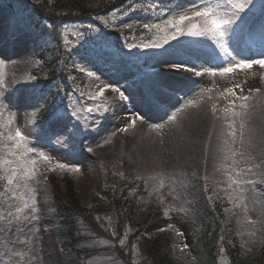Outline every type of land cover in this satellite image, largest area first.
Instances as JSON below:
<instances>
[{"label": "rangeland", "instance_id": "obj_1", "mask_svg": "<svg viewBox=\"0 0 264 264\" xmlns=\"http://www.w3.org/2000/svg\"><path fill=\"white\" fill-rule=\"evenodd\" d=\"M215 2L216 0H213V3ZM205 3L206 0H177L168 9L162 8L160 10L156 9L158 8L156 4H151L149 5L151 13L147 12L146 14L139 12V5H133L131 10L121 17L114 19L115 15H112L107 21V25L105 24L101 28L98 27L101 23L99 16L95 17V22L87 23V20H80L75 24L67 22L68 25H63L59 31L61 33L59 36L60 44L63 47L61 52H65L71 46L76 47L94 41L100 42L99 35L110 39L109 42L105 40V42L100 43L103 50L96 57L77 60L74 64L75 70L71 68L69 60H59L61 52L57 44L58 41L53 42L52 38L50 39L53 48L49 49L52 53L49 57L54 61L51 66L60 78L58 83L62 89H67L71 83L69 90L63 97V107H71L70 110L72 111L80 105L92 106L100 101H106L111 107L107 112H93L91 115L85 112L82 115L86 116L87 119L79 123L74 118L69 117L61 125L54 126L55 132L59 135H54L53 131L48 129L52 134L48 143L42 136V127L39 122L41 108L32 111L31 106L22 101L24 97L35 94L36 101L39 103L37 96L41 84L36 74L38 73L43 79H50L49 77L52 75L49 74V69L44 67L43 61L35 50L34 41L36 35L40 34V30L35 27L26 29L25 23L30 21L27 18L19 17L18 30L20 32L25 30L21 36L24 41L23 50L18 63L13 62L16 61L15 58H17L16 55H18L19 50H14V54L12 52L14 59L13 56L8 57L9 53L0 55V81H2L0 94H4L5 103L16 98H20L21 102L17 103L15 107L9 104L8 110L0 109V111H4L0 125L5 124L14 113L15 121L9 128L14 131L16 127H20L21 131L29 136L31 143L51 158L49 163L42 160L38 162L37 182L32 184V187L36 189L39 211V221L35 222L36 235L32 236L31 233H28L27 236L19 235V239L22 241H32L28 245L36 253L32 259V264H82L83 260L70 248L69 241L61 237L63 234L61 220L65 215L63 212H59L58 205L60 203L55 198L56 191L54 188L60 184L62 190L65 191V183L74 186L75 195L81 204L80 208L82 210L85 208L84 211L87 212L92 209V213L89 212L88 214L92 215L97 225L104 224V228H108L110 235L114 231V217H112L114 214L110 209L107 210L106 206L120 198L122 194L133 195L140 183L144 187L143 193L146 196L143 198L140 195L135 200H138L140 204L143 203V209H147L148 213L162 212L161 218L153 219L147 223L146 227L143 228L144 232H137L136 235V232L132 234L135 230L133 227L135 224L129 221L132 208L126 209L122 222L124 226L122 234L124 238L122 239L126 237L124 245H121L118 240L115 241L113 236H111L112 239H108L97 234L89 225L86 227L81 220H78V225L83 229V233H86L85 236L91 237V240L85 241L81 245L89 242L91 248L95 245L99 247L95 249L98 253L86 261L88 264H124V262L127 264H154L142 250L139 236L142 235L146 240L152 241L153 238L164 232L173 235L180 264H212L201 242V223L202 217H207L211 205L217 199L222 204L224 211L221 230L222 236L224 234L227 240L226 243L230 246L240 244L241 254L243 257L247 254L248 262L251 264L261 263V250L264 246V215H262L261 205L251 202L252 194H249L250 199L247 202L237 201L233 191L235 186L229 187L228 173L231 170L228 168L218 170L221 161L211 159L206 148V141L211 136L214 144L218 137L226 138L231 143L228 133L232 129L229 128V124L234 119L235 130L237 131L234 149L237 152H244L245 156L251 154L255 157V160L250 163H260L261 160H264V78L255 77L257 71L261 70L264 74V69L258 65H253L251 69H237L226 76L210 75L209 80L196 90L191 99L197 100L198 103L177 114L178 122L183 126L191 120V117L188 118L190 112H194L195 115L199 112L201 109L199 105H203L205 110L202 114L204 116L203 122L197 118V115L195 116L202 136L198 141L199 146L196 147L193 157L184 156L185 159L180 155L182 142H178L179 144L176 145L179 147H174L176 151L172 148L167 150L165 155H160L159 145L160 147L162 145L159 143H163L165 137L172 135L174 129H181L182 126L177 127L175 124L167 122L164 125L173 129L160 138L157 133L160 128L152 127L158 122L152 120L150 117L152 114H146V103L134 91L136 84L150 86L154 77L172 70V67L166 66L172 61L176 62L179 61L177 59L185 58L197 60V55L191 51V48L193 49L197 44L205 48H213L218 52V56L223 59L222 61L218 58L219 64L226 63L224 55L217 46L211 40L203 37L179 36L163 48L143 47V44L163 38V33L158 32L157 29L144 28L145 23L160 24L172 15L183 13L193 8L194 5L204 6ZM262 5H264V0H252L250 9L242 14L244 21L237 22L235 33L227 38L229 50H235L232 55H236L237 52L240 53L237 59L255 55V53L264 50V46L257 45L255 53L251 54L247 46L245 47L244 39H242L246 26L251 24ZM21 9L19 6L18 10ZM155 9L158 10L156 14L153 12ZM0 12L8 14L4 6H0ZM134 12L136 14L132 15ZM188 14L190 15V13ZM6 17L5 22L9 24L10 18ZM89 23H97L90 30V34H88L89 30H85L90 25ZM187 23L185 21V24ZM192 23H199V21L194 19ZM126 25H131V27H126ZM112 31L119 34L125 33V37L132 44H122L124 49H120V45L114 46L116 37ZM77 33L82 35L78 38ZM258 35L264 36V30H261ZM140 38L142 39L138 40ZM65 39L68 41L67 44H65ZM129 45H136L137 47H129ZM18 46L20 45H16L17 49ZM6 48L9 51V45L5 39L1 49L5 52ZM168 56L169 60H166ZM88 72H92L94 76L89 77ZM32 76H35L36 79H30ZM237 84L243 88V94L249 96L247 101L249 104L248 115L244 118H232L225 113L230 98L225 90L233 89L239 95L240 88L235 87ZM106 85H110V87H106ZM115 87L124 89L127 92L124 94L128 96V99L121 101L119 93L113 91ZM256 88L261 91L257 93ZM101 89H103V96H98L96 101L88 99L89 95H95ZM168 89L172 90V87H168ZM249 89H252L251 93H249ZM81 93H85V95L82 96ZM150 103L152 102L150 101ZM213 106L216 108L215 113L212 112ZM68 112L70 113V111ZM136 114L144 118L143 122L137 119L135 127L146 129L143 138L147 141L144 143L147 149L143 147L144 145L139 144V137L130 131L132 128H129L127 132L119 131V129L126 127ZM212 114H216L218 119L214 125L210 122L208 124L209 120L207 119ZM242 119L245 123L243 147L240 144L239 127ZM204 122L205 127L202 126ZM253 123L263 132L261 138L260 136L254 138L251 135L252 126L255 129ZM74 125L76 127H73ZM9 128L0 127V130L7 133ZM205 131L206 138L204 139ZM73 133L76 135L73 136ZM169 138L172 139V137ZM153 139L155 143H158L156 147L154 144L148 143V141L153 143ZM88 147H92L93 151L88 152ZM146 150L147 158L141 155ZM154 157H160L156 165ZM235 159L240 163L234 167L246 166L239 155ZM185 160H187L186 164L184 163ZM57 163L67 164L69 167L60 169L56 167ZM225 163H231V161ZM72 168H79L80 171H73ZM161 183H163V188L157 191L156 189ZM2 190L3 185L0 184V191ZM260 190L261 187L258 186V191ZM20 195L27 196V192H22ZM66 201L68 200L62 201V203L64 204ZM100 201L103 203L102 206L106 208L102 209L103 213L101 214L96 210L97 206L100 207L101 205ZM28 202L31 203L30 200ZM22 203V199L12 201L8 195H4L2 202H0V214H5L9 210V206L14 211L15 207L22 206ZM244 203L248 204L247 213L242 207ZM245 215L255 223H245ZM2 223L0 222V225ZM159 229L164 230L160 231ZM12 231L15 232V229ZM25 231L27 232V229ZM178 233H183V235ZM249 233H254V235H249ZM130 235L133 238L129 239ZM10 236L11 233L0 232V264H16V258L11 255V251L26 250L23 245H17V248H13L11 243H8L6 248L5 244ZM104 241L108 243H104ZM185 244L188 245L187 248H184ZM220 246L221 250L217 254L219 258L215 264H231L222 249V237ZM118 251L124 252V256H119ZM29 255L32 254L29 253ZM252 257L259 259V262ZM24 260L25 258H20V264H24Z\"/></svg>", "mask_w": 264, "mask_h": 264}, {"label": "snow or ice", "instance_id": "obj_2", "mask_svg": "<svg viewBox=\"0 0 264 264\" xmlns=\"http://www.w3.org/2000/svg\"><path fill=\"white\" fill-rule=\"evenodd\" d=\"M252 5V0H206L204 6L194 5L193 8L186 10L183 13H177L172 15L169 19L162 21L160 24H148L143 25L147 29H157L158 32L163 33V38L143 44V47L150 48H163L168 45L171 40H176L179 36H189V37H203L211 40L220 52L224 55L226 61L225 64L215 65L214 67L204 66L197 68L195 65L188 67L183 63L171 65V67L176 68H186L190 73L195 76L200 77L205 73L212 76L219 74L220 76H226L229 73L235 72L237 69L245 70L251 69L253 65H258L261 69H264V50L255 53V55H249L241 57L240 53L237 52L236 55H232L235 51L229 50L227 45V38L235 33V28L237 22L244 21V15L246 10L250 9ZM190 13V15L188 14ZM194 19H197L199 23H192ZM185 21L188 23L185 24ZM107 25V21H105ZM52 27V25H48ZM126 27H131V25H126ZM89 29H92V25H88ZM82 34L77 33V36ZM68 41L65 39V44ZM129 47H137L136 45H129ZM259 57V58H256ZM89 77H93L92 72H88ZM30 79L35 80V76L30 77ZM2 83V81H0ZM110 87V85H106ZM240 88V94L237 95L233 89H226L225 92L229 94L228 107L225 109L226 115L235 117H247L249 104V96L244 95L243 88L239 84L235 86ZM113 91L119 93V99L121 101L127 100L128 96L124 94L118 87L113 88ZM203 91V90H202ZM252 89H249L251 93ZM255 91L258 93L261 90L256 88ZM85 95V93H81ZM223 95V93H222ZM98 96H103V89L95 95H89L88 99L96 101ZM4 94H0V109L8 110L9 104L15 107L17 103L21 102L20 98L9 100L8 103L4 102ZM177 100L179 106L175 107V110H169L167 112V121L175 124L177 127L182 125L178 122V113L182 112L189 106H195L198 102L197 100L189 98L188 94L184 97H180L177 94ZM23 103L30 105L31 110L35 111L37 108L43 107V101L37 103L35 94L23 98ZM110 105L106 101H100L94 103L92 106L80 105L78 108H74L70 113L67 111V106L65 110H61L59 105L52 108L49 121L48 129L53 131L54 126L61 125L69 117L74 118L78 123L82 120H86L87 117L82 115L83 113H88L91 115L93 112H107L110 110ZM239 109V111H237ZM216 108L213 106L212 112L215 113ZM4 116V111H0V119ZM139 119L143 122V117L136 114L134 118L130 120L128 125L124 128L119 129V131L127 132L129 128H133L136 125V121ZM15 121V114L13 113L7 122L0 125L2 128H9ZM43 125H41L42 127ZM73 127H76L75 125ZM153 128L162 129L165 127L164 124H154ZM240 144L241 147L244 146V131L245 123L243 119L240 123ZM229 128L232 129L228 133V137L231 139V143L226 138L218 137L217 142L214 144L212 137L209 136L206 141V148L210 153L211 159L220 160V169L228 168L231 171L228 173L229 187L235 186L233 191L235 192L237 201H249L251 195V202L253 204L259 203L262 208V215H264V160L260 163H250L255 160V157L251 154L245 156L244 152H237L233 145L237 139V131L235 130V120L229 124ZM250 131V130H249ZM54 135H59V133L53 131ZM76 133H73L75 136ZM115 135V133H113ZM108 142V141H106ZM250 143V141H249ZM88 152H92V147L87 148ZM239 155L246 165L245 167L236 168L235 165L240 162L235 159ZM50 156L46 155L44 152L39 151L34 144L31 143L28 135H25L20 127H16L14 131L10 128L5 133L0 130V184L3 185V190L0 191V202L4 195H8L12 201L17 199H22V206H16L14 211L9 210L5 214H0V232L11 233L10 238L7 240V244L11 243L13 248H17V245H23L26 249L25 251L15 250L11 251V255L16 258V264H20V258H25L24 264H32V259L35 257L36 253L33 248L28 247L32 243L31 240H20L19 235L27 236L31 233L32 236L36 235L35 222L39 221V211L37 203L36 189L32 187V184L37 182V165L40 160L45 163L50 162ZM226 161H231V163H225ZM56 167L60 169L68 168L69 165L63 163H57ZM54 170V169H53ZM73 171H80L79 168H72ZM256 177V178H253ZM258 186L261 190L258 191ZM163 188V183L156 189L160 191ZM27 192V196H21L20 193ZM31 201L29 203L28 201ZM245 213L248 210V204L244 203L242 205ZM245 223L253 224L255 221L248 219L245 215ZM15 229V232L12 230ZM27 229V232L25 231ZM163 231L164 229H159ZM183 235V233H178ZM249 235H254V233H249ZM126 239V237H125ZM125 239H121L119 243L124 245ZM104 243H108L104 241ZM188 245L185 244L184 248ZM29 253L32 255L30 256ZM6 254H8L6 252Z\"/></svg>", "mask_w": 264, "mask_h": 264}, {"label": "trees", "instance_id": "obj_3", "mask_svg": "<svg viewBox=\"0 0 264 264\" xmlns=\"http://www.w3.org/2000/svg\"><path fill=\"white\" fill-rule=\"evenodd\" d=\"M120 0H55L54 4H57L55 6L56 10H59L57 12H51L48 13L51 18L55 17H67L71 18L75 15V13H83L81 15H85L88 12L91 15H97L99 13H104L109 11L110 9L116 7L119 4ZM84 9V11H82ZM79 16V15H78ZM42 48H44L42 46ZM50 53V52H48ZM47 53V56H49ZM73 187L68 184V195L70 198V201L67 203H62V200L64 196L58 191L56 194V200L60 203L58 205L59 212L68 213L70 212L66 218L61 220V229L63 230V234L61 237L63 239L70 240L73 244V246L77 249L78 254L80 257L83 256L85 260H89L92 256L97 254L95 253L94 249L88 246L89 244L84 243L85 245H81L83 242L91 240V237L85 236L86 233H83V229L78 225V220H81L86 227L88 225L96 232L97 234L108 235V230L105 228H102V225H97L92 218V215L88 214L89 212H85L80 208L78 200L74 197L73 194ZM101 202V201H100ZM62 203V204H61ZM123 206V203L121 200L116 202V211L114 209V217L115 222L114 226L118 228V225L121 223L120 220H122V216L120 215V210ZM139 209V208H138ZM134 212L136 214L137 210ZM132 213V211H130ZM161 215V214H160ZM159 214L157 216H160ZM149 219L145 220L143 225L148 221ZM222 220L221 216L214 215L213 212H210L207 217H202V230H201V242L203 243V248L205 250V253L207 257L211 259L212 264H215L217 254L221 250L220 246V240L222 237V230L220 222ZM117 224V225H116ZM142 225V226H143ZM95 228V229H94ZM107 238L110 236H106ZM140 244L142 250L147 254V256L151 259V261L154 264H173L172 261H168L167 257L164 255H168V242L169 238L165 235H162L160 238L148 241L144 237L140 236ZM93 251V253H91ZM235 251H233V254ZM232 252H230L231 260L233 264H251V262H248L249 257H247L242 262L238 263V260H236L235 255L233 256ZM124 256V255H121ZM255 258V257H252ZM257 259V258H255ZM259 262V259H257ZM251 261V260H250ZM257 264V263H255ZM264 264V246L261 250V263Z\"/></svg>", "mask_w": 264, "mask_h": 264}, {"label": "bare ground", "instance_id": "obj_4", "mask_svg": "<svg viewBox=\"0 0 264 264\" xmlns=\"http://www.w3.org/2000/svg\"><path fill=\"white\" fill-rule=\"evenodd\" d=\"M259 18H261V16H259ZM4 19H6V16L0 14V32H2L1 35H0V43L5 40L6 35H7V32L5 33V27L7 28V25H6L5 21H4ZM16 44L20 45V46H18V49H17L19 51H18V55H16L17 58H15L16 61L13 62V63H16V62L18 63L19 62V59L21 58V52L23 50V45H24L21 42V40H18V39L16 41ZM255 77L261 79V78H264V74H262V72L260 70V71H257L255 73ZM239 81L242 83L241 79H239ZM199 104H200V102H199ZM199 108H201V109L199 110V112L196 115H197L198 119L202 120L204 118V116L202 114H204V112H205L204 106L203 105H199ZM153 110H154V108L149 105V110L146 111V114L147 115L152 114ZM196 115L194 114V112H190V114L188 115V118L191 117V120L188 123H186L188 125L186 126V124H184L181 127V129H174L172 135H170L168 137H165L163 143H159V144L162 145L161 147L159 145V152H160L161 156L165 155L167 150H169V149L173 148V150L176 151L174 149V147H179V146H176V145L179 144L178 142H182L183 146H180L181 147L180 155L183 156V159H185L184 156L193 157V154H194V151L196 150V147L199 146V142L198 141H200V139L202 138L201 130L199 131V128H198V125H197V121L198 120L195 117ZM207 119L209 120L208 124L210 122V124L214 125V124H216L218 122V119L216 117H213V115L212 116L209 115V118H207ZM202 122H203V120H202ZM162 124H166V123H162ZM253 124L255 125V129H253V126H252L251 135H253L254 138L258 137V136H260V138H261V135H263V132L257 128L255 123H253ZM202 126L205 127V122L203 123ZM172 129L173 128L165 125V127H163L162 129H159V130L157 129L158 130L157 133H158V135L160 137V136L166 135L167 132L171 131ZM145 130L146 129L143 128V127H134V128H132L130 130L131 132L135 133L139 137V139H140L139 144H142V145H144V143H147L146 139L143 138L144 137L143 134H144ZM169 137H172V139H170ZM160 138H162V137H160ZM205 138H206V131H205V135H204V139ZM148 143H150V145L154 144L155 147L158 144L157 142L155 143L154 139H153V143H151L149 141H148ZM143 147L146 148L145 145ZM146 154H147V150L144 153H142L141 155H142V157H146L147 158ZM138 157H140V156H138ZM159 158L160 157H154L155 165L157 164ZM186 162H187V160L184 161L185 164H186Z\"/></svg>", "mask_w": 264, "mask_h": 264}]
</instances>
